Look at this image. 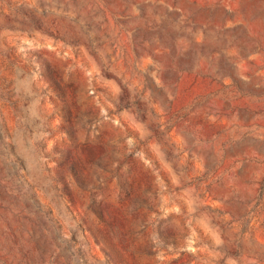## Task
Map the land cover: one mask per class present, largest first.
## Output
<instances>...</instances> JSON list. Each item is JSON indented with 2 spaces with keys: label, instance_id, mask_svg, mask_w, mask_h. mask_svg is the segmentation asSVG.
<instances>
[{
  "label": "rangeland",
  "instance_id": "374dc122",
  "mask_svg": "<svg viewBox=\"0 0 264 264\" xmlns=\"http://www.w3.org/2000/svg\"><path fill=\"white\" fill-rule=\"evenodd\" d=\"M0 264H264V0H0Z\"/></svg>",
  "mask_w": 264,
  "mask_h": 264
}]
</instances>
